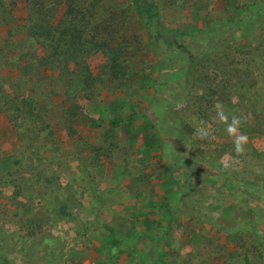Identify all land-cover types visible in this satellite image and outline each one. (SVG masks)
<instances>
[{
	"label": "rangeland",
	"instance_id": "374dc122",
	"mask_svg": "<svg viewBox=\"0 0 264 264\" xmlns=\"http://www.w3.org/2000/svg\"><path fill=\"white\" fill-rule=\"evenodd\" d=\"M24 1L43 0H0V264H264V2L138 0L107 75V54L31 38Z\"/></svg>",
	"mask_w": 264,
	"mask_h": 264
},
{
	"label": "trees",
	"instance_id": "16d2710c",
	"mask_svg": "<svg viewBox=\"0 0 264 264\" xmlns=\"http://www.w3.org/2000/svg\"><path fill=\"white\" fill-rule=\"evenodd\" d=\"M115 1L117 3V0ZM100 2L101 0H43L42 6L35 8L26 5V1H24L27 22H24L23 26L31 38L42 42L48 41L51 47L55 45V51L59 55H61V53L66 54L70 51L76 54H94L96 52L107 54L109 58L111 56V62L108 69L104 67L103 73L108 75V73L112 74L117 71L120 74L121 70L119 69L118 61L122 53L119 52L118 49L122 50V48H127L125 45H128V40L125 39L124 43L123 41L118 42L116 38L122 36V33L115 27L134 15L135 19L139 18L140 21H142L144 18L143 6L138 0H123L122 2L124 5H118L120 10H116L118 7H116V9L112 7L108 13L109 15H105L103 11H101V9L104 8H101ZM262 2H264V0H260V3ZM125 5H127V10L123 8ZM45 7L51 10L52 14L49 17H52V19H48L49 23L47 25H41L44 24L43 22L37 24L38 20H40L39 17L45 14ZM115 11H117V14H115ZM59 12H62V14L61 17L57 19V13ZM255 12L256 14H260L258 10ZM103 16H105V18H103ZM148 23L149 20L141 22L142 27H146L145 24ZM144 31L146 34H149L146 29H144ZM106 38L110 42L108 45L104 41ZM256 39V35H254L251 39L242 40L239 45L232 49V52L242 55L250 52L256 47ZM110 45L111 48L109 47L108 51H106V47ZM118 46L120 47L117 48ZM128 74L129 73L124 72L125 77H128ZM92 86L93 85H91V87ZM157 93L159 92L155 89L154 94ZM34 115L36 116V113ZM38 117L40 116L37 115V120ZM134 118L136 117L134 116ZM132 120L133 119L129 117L124 119L110 118L106 120V124L109 125V127H117L127 123L129 125ZM167 169L170 172V167L168 165ZM217 227H220V225H217ZM227 230L224 229L222 231L225 232ZM226 235L230 236L231 234L227 231Z\"/></svg>",
	"mask_w": 264,
	"mask_h": 264
},
{
	"label": "clouds",
	"instance_id": "9594fccd",
	"mask_svg": "<svg viewBox=\"0 0 264 264\" xmlns=\"http://www.w3.org/2000/svg\"><path fill=\"white\" fill-rule=\"evenodd\" d=\"M213 107L216 113L215 118L225 124V131L229 137L232 138L234 152L237 156L244 154L248 143L247 135L241 131L245 123L244 118L236 114L230 115L222 102L217 101ZM196 134L202 138L209 135V130L203 122H201V126L197 128Z\"/></svg>",
	"mask_w": 264,
	"mask_h": 264
},
{
	"label": "crops",
	"instance_id": "0c3cea01",
	"mask_svg": "<svg viewBox=\"0 0 264 264\" xmlns=\"http://www.w3.org/2000/svg\"><path fill=\"white\" fill-rule=\"evenodd\" d=\"M260 67H261V69H262V65H259ZM263 102H264V100H257L256 99V101H255V105H261V104H263ZM214 260H222V259H220V258H217V259H214Z\"/></svg>",
	"mask_w": 264,
	"mask_h": 264
}]
</instances>
